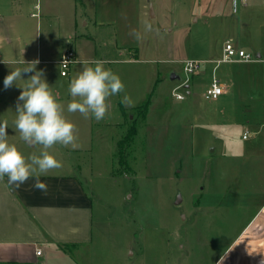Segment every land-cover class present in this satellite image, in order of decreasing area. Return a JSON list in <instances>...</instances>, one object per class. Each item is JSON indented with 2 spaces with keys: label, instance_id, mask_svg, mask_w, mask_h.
<instances>
[{
  "label": "rangeland",
  "instance_id": "1",
  "mask_svg": "<svg viewBox=\"0 0 264 264\" xmlns=\"http://www.w3.org/2000/svg\"><path fill=\"white\" fill-rule=\"evenodd\" d=\"M97 4H105L106 16L135 26H123L122 32L132 37L127 42L138 48L143 63L105 67L119 74L135 105L152 92L145 120L115 107L123 93L109 97L108 114L100 121L66 111L72 99L67 97L69 81L85 65L76 61L61 75L55 60L63 48L76 49L79 59L104 58L100 40L95 56L86 58L88 43L61 33L73 23L77 33H89L83 12ZM242 19V7L233 13L230 0H0V121L7 122V130H16L20 89L3 88V77L13 66L2 60L19 57L23 47L26 61L39 57L37 67L44 70L53 94L58 91L66 100L60 101L64 114L76 125L78 148L48 149L62 164L54 170L73 171L92 198V239L83 255L70 251L74 261L210 264L261 204L264 53L262 60L214 67L227 39L254 58V47H264L257 37L245 45ZM186 59L209 62L189 75L188 86L177 89L184 98L176 99L172 88L186 77ZM171 73L178 78H170ZM213 76L226 89L214 100L204 96ZM133 119L137 131L128 139ZM40 149L35 145L24 155ZM66 262L56 255L51 264Z\"/></svg>",
  "mask_w": 264,
  "mask_h": 264
},
{
  "label": "crops",
  "instance_id": "2",
  "mask_svg": "<svg viewBox=\"0 0 264 264\" xmlns=\"http://www.w3.org/2000/svg\"><path fill=\"white\" fill-rule=\"evenodd\" d=\"M104 5L86 6L87 11L83 12V17L84 24L91 27L89 33H77L73 23L70 29L61 33L62 36L84 39L88 43L86 58L95 56L98 50L96 40H100L103 60L108 64L143 63L139 58L138 48L127 42L129 39L133 41L132 37L126 36L125 31L122 32L123 26L130 24L134 29L135 26L129 20L106 16L103 12ZM240 7L245 45L251 46L256 37L264 43V0H245ZM73 8L76 9L75 1ZM192 18L196 21L198 16ZM66 49L72 48H63L56 63ZM254 49L257 60H262L264 47L257 45ZM74 53V62L87 60L77 58L76 49ZM206 62L209 61H204L201 67ZM54 95L62 103L66 101L59 96L58 91H54ZM69 96L67 88V97ZM116 103L115 107L122 106L124 110H131L136 106L134 104L127 107L120 100ZM120 111L122 112L121 109ZM15 116L16 114L14 118ZM7 131L9 142L15 144L23 154L35 146L24 142L17 130ZM88 131L90 132V127ZM247 138L248 136L243 139ZM40 179L46 182V190L34 188L32 178L18 188L9 186L6 177L0 179V263L51 264L52 257L57 255L64 257L66 264L68 260L71 264H81L74 261L70 251L81 256L91 242L93 221L90 193L78 175L71 170L53 169ZM37 249L41 250L39 255L35 253ZM210 264H264V199Z\"/></svg>",
  "mask_w": 264,
  "mask_h": 264
},
{
  "label": "clouds",
  "instance_id": "3",
  "mask_svg": "<svg viewBox=\"0 0 264 264\" xmlns=\"http://www.w3.org/2000/svg\"><path fill=\"white\" fill-rule=\"evenodd\" d=\"M139 39V33H133ZM9 67L3 77L4 89L18 87L16 97L15 129L20 138L30 145H40L38 153L25 156L15 144L7 139L8 124L0 121V179L6 177L9 186L18 188L29 178L33 187L46 190V182L41 180L50 170L62 167L61 161L48 149L54 145L79 147L76 125L65 116V107L51 91L45 72L38 68V57L25 60L23 47L19 57L2 60ZM85 67L68 84L72 99L66 105L68 113L79 112L96 121L106 117L109 111V97L123 93L120 102L127 107L134 101L125 92V84L118 73L105 67L103 59L80 61Z\"/></svg>",
  "mask_w": 264,
  "mask_h": 264
},
{
  "label": "built area",
  "instance_id": "4",
  "mask_svg": "<svg viewBox=\"0 0 264 264\" xmlns=\"http://www.w3.org/2000/svg\"><path fill=\"white\" fill-rule=\"evenodd\" d=\"M245 2V0H230V7L231 11L233 13H237L240 6ZM257 58H254L253 55L244 50L243 48L236 47L234 43L227 39L225 40L223 47H222V53L221 57L214 60L215 65L214 67L220 63V62H227V61H241V62H251L256 61ZM75 61V53L72 49H66L60 59L58 60V64L60 65V74L66 75L67 70L69 66ZM183 71L185 73V79L182 80L178 85L172 88V95L176 99H183L184 95L181 94L177 89L181 86H187V81L189 75H193L197 73L203 64L204 60H198V59H186L183 60ZM225 86L223 83H221L215 76L211 78V81L209 82V85L206 87L204 96L207 99H217L219 95L225 92ZM248 134L244 132L242 134V138H246ZM37 255L41 253L40 249H37L35 251Z\"/></svg>",
  "mask_w": 264,
  "mask_h": 264
},
{
  "label": "trees",
  "instance_id": "5",
  "mask_svg": "<svg viewBox=\"0 0 264 264\" xmlns=\"http://www.w3.org/2000/svg\"><path fill=\"white\" fill-rule=\"evenodd\" d=\"M151 95H152V92L148 93L146 98L143 99L141 103H139L138 105L131 108V111L136 113L137 116H139L141 120H145V118H146V115L148 112V107H149L150 102H151ZM120 109L122 110L123 113L125 112V110H124V108H122V106H120ZM134 119L131 121L129 120L130 126L128 127V133L126 136V138H128V139L132 138L136 134V131H137L136 127L134 125ZM0 264H16V263L8 262V263H0Z\"/></svg>",
  "mask_w": 264,
  "mask_h": 264
},
{
  "label": "water",
  "instance_id": "6",
  "mask_svg": "<svg viewBox=\"0 0 264 264\" xmlns=\"http://www.w3.org/2000/svg\"><path fill=\"white\" fill-rule=\"evenodd\" d=\"M170 78H172V79L178 78V75H176V73H171ZM177 197L179 198V195Z\"/></svg>",
  "mask_w": 264,
  "mask_h": 264
}]
</instances>
